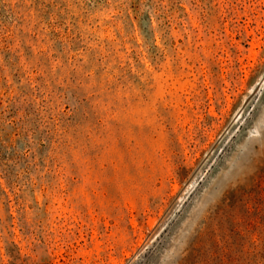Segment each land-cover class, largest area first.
Listing matches in <instances>:
<instances>
[{"label":"rangeland","instance_id":"rangeland-1","mask_svg":"<svg viewBox=\"0 0 264 264\" xmlns=\"http://www.w3.org/2000/svg\"><path fill=\"white\" fill-rule=\"evenodd\" d=\"M0 264H264V0H0Z\"/></svg>","mask_w":264,"mask_h":264}]
</instances>
